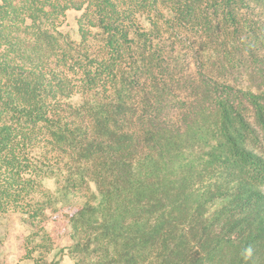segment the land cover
<instances>
[{
    "label": "trees",
    "instance_id": "trees-1",
    "mask_svg": "<svg viewBox=\"0 0 264 264\" xmlns=\"http://www.w3.org/2000/svg\"><path fill=\"white\" fill-rule=\"evenodd\" d=\"M79 195L73 264H264V0H0V213Z\"/></svg>",
    "mask_w": 264,
    "mask_h": 264
},
{
    "label": "rangeland",
    "instance_id": "rangeland-1",
    "mask_svg": "<svg viewBox=\"0 0 264 264\" xmlns=\"http://www.w3.org/2000/svg\"><path fill=\"white\" fill-rule=\"evenodd\" d=\"M79 15L80 12L68 11L59 30L71 35L74 39H78L76 20ZM46 187L52 188V183L47 182ZM84 199V195H79L74 199L71 206L56 211L47 210L36 219H28L27 216L14 210L0 213V264H33L32 259L25 256V241L30 234L40 228L44 229L50 236L53 250L47 255L43 254L42 249L37 246V240H35L32 247H36V250L32 257L45 256L50 261L53 253L64 250L60 264H73V260L65 252V249L78 240L71 219L81 208Z\"/></svg>",
    "mask_w": 264,
    "mask_h": 264
}]
</instances>
